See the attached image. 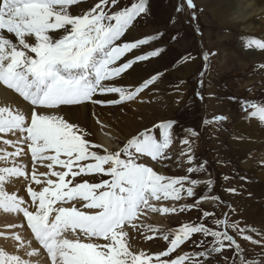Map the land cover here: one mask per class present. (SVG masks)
Wrapping results in <instances>:
<instances>
[{"label": "snow or ice", "instance_id": "6c2138e0", "mask_svg": "<svg viewBox=\"0 0 264 264\" xmlns=\"http://www.w3.org/2000/svg\"><path fill=\"white\" fill-rule=\"evenodd\" d=\"M79 2L80 0H0V82L9 89H14L34 106L32 120L27 127H24L23 116H17L10 110L6 115L4 110H0V131H3L5 125L25 131L29 141L37 149L51 153L48 158L56 161L55 166L66 170L64 177L54 174L57 181L63 179L67 183L66 177L69 175L82 174L111 177L110 180L91 186L90 191L79 197L88 202L89 207H96L100 211L85 228L93 238L104 241L103 244L92 245L97 253L106 259L112 257L114 264H154L155 261L160 264H169V261L171 264H185L182 257L162 259L169 257L177 249L172 247L171 240L170 247L157 254L155 260L142 259L144 253L137 255L131 252L127 243L116 233V226L125 215L132 212L145 193H152L157 197L163 194L165 198L172 200L181 199L182 191H186L188 197L195 195L193 187L185 189L184 184L187 182L195 186L199 181L189 180L187 176L165 177L157 174L151 167L137 162L145 156L152 160L170 158L166 150L172 143L171 129L174 122H161L151 128L145 127L143 131L127 139L121 151L98 155L91 149L99 145L87 139L88 131L64 114L72 111V106L89 102L93 105H115L133 100L156 82L158 76L151 75L135 88L106 83L120 78L134 70L139 62L147 61L149 57L158 54L152 51L133 55L123 63H118L127 53L149 42L148 39H139L117 43L138 17L148 13L147 0H139L125 7L119 6L120 0H99L94 7L81 15L70 14L69 8ZM187 6L195 8L193 0H187ZM179 10L178 8L177 11ZM253 43L264 50V42ZM109 94H118V98H99ZM197 96L203 99L200 93ZM245 104L249 109H254L252 117L259 116L264 121V106L254 102ZM37 106L59 109L60 114H38L35 110ZM214 119L221 121L225 117L217 116ZM192 135L195 136L196 133L192 132ZM182 144L188 145L189 141L184 139ZM122 156L125 158L122 159ZM85 161L91 162L82 163ZM188 163H193L192 156H188ZM105 165L109 167L105 168ZM203 167V164L199 167H188L187 172H198ZM73 168L77 170L74 172ZM206 183L211 189L212 181L208 180ZM84 186L89 187L87 182ZM97 189L102 190L103 195L98 196ZM228 191L235 193L236 189ZM207 198L219 199L218 196ZM203 199L205 197H200L194 205L182 206L179 211L198 207ZM176 211V208H172L167 213ZM210 215L214 213L203 212L204 217ZM224 228L226 229V223ZM188 229H194L193 234L199 233L213 239L218 234L203 224H184L172 233L173 239L177 236L182 238L183 232ZM239 231L243 240L256 243L251 236L245 234L248 229L240 228ZM221 232L227 240L217 243L215 253L220 254L227 247L233 253L231 264H264V253L259 256L255 253L246 255V250L234 236L226 230ZM211 254L207 257L210 258Z\"/></svg>", "mask_w": 264, "mask_h": 264}, {"label": "rangeland", "instance_id": "374dc122", "mask_svg": "<svg viewBox=\"0 0 264 264\" xmlns=\"http://www.w3.org/2000/svg\"><path fill=\"white\" fill-rule=\"evenodd\" d=\"M206 1L193 0L195 8H189L187 0H147L148 13L137 18L129 28L130 34L134 35L126 39V41L149 40L148 44L133 51L136 54H146L152 51L158 53L142 62L143 70L135 77L137 82L132 84L130 81L126 86L135 88L151 75H157L158 79L138 95L141 97L140 99L137 96V99L135 98L129 103L122 101L112 105L114 111L110 117H112L114 127L120 136L112 138L119 145L116 151L122 150L127 142L124 139H130L139 131H143L145 127L151 128L154 124L173 121L172 143L166 150L170 158L161 161L145 156L137 162L143 163L147 167L151 164L150 167L159 175L165 171L166 177L169 178L187 176L189 180L199 181L195 186L185 182L184 188L193 187L195 195L188 198L187 201H183L187 194L186 191H182L181 199L175 200L177 211L167 213L168 216L166 215L167 217L162 219L161 226L156 225L157 232L155 231L154 235H151L152 238L146 234V231H141V228L134 229L137 234L129 232L124 238L131 252L137 255L144 252L142 259L155 260L157 254L170 247L169 240H171L172 247L177 249L169 257H162V259L182 257L185 264H231L233 253L227 247L222 253H215L217 243L220 240L225 242L227 240V237L221 232L224 230L234 236L241 247L246 250V255L251 256L255 253L259 256L264 253V214L258 212V210L264 211V181L256 173L247 172L244 167L248 164L252 153L257 151L237 149L235 147V144L238 143H236V138L231 139L232 122L237 123L244 120L243 118L251 117L252 111H254V109H249L245 102H254L264 106V82H261L258 77L255 78L264 76V72H262L264 71V59L262 62L260 61L261 63L257 62V58L261 55L256 54L261 53H257L255 50H252L251 53L256 54H251L247 50L244 53L242 50V48H247V44L256 45L253 41L258 39V41L264 42V39L254 35L243 36L245 33L239 31L240 29L235 25L223 28L212 19L213 17L206 9ZM216 1L225 7L229 5L228 0ZM137 2L139 0H120L119 6H131L132 3ZM178 8L179 11H177ZM194 14L195 19H193ZM206 54L207 59L205 60ZM190 62L193 63L190 75L182 77L183 69ZM161 73L162 75H160ZM159 85H161L160 90L158 89ZM197 93H200L203 99H200ZM115 96H112L113 99L116 98ZM235 101H240V103ZM134 103L144 107L142 110H138L131 106ZM217 116L225 117L226 122L229 123L224 125L225 128L227 127L226 131H229L225 134L224 144L219 139H213L209 129L214 124V133L216 134L219 130L218 123L225 122L214 119ZM189 131L198 135V138H195L196 142L190 144V156L197 151L198 147L199 150L193 158V163H188L187 166L184 164L185 167L181 163L186 161L183 158L185 154L184 151L182 152L184 145L182 141L187 139L192 142L191 135L186 137V133ZM156 132L159 138V129ZM121 137L124 139L121 140ZM210 139L212 140L210 141ZM96 151L101 155L106 153L105 149ZM240 154L241 156H239ZM160 161L164 163L162 168L157 166ZM205 161L206 163H204ZM181 164L183 167L177 166ZM201 164L204 165L201 171L187 172L188 167H199ZM261 164L264 168V160ZM107 167L105 165V168ZM96 177L92 181L95 184H100L105 180V176L102 174H97ZM207 178L212 181L211 189L208 188L207 181H205ZM84 183L78 181L76 176H72L69 181L67 179L66 184L80 187L79 185H84ZM233 188L236 189L235 193L228 191ZM253 188L255 189L253 190ZM99 195H103V191H100ZM209 196H218L219 199L211 200L207 198ZM200 197H205V200H201L198 207L186 209L184 212L179 211L182 206L194 205ZM245 201H247L246 204ZM251 205H253V211ZM257 206L259 209L255 212ZM205 211L214 213V215L204 217L203 212ZM222 220H226V222ZM149 223L155 225L153 220H150ZM225 223L226 229L224 228ZM184 224L194 226L203 224L218 234L213 239L205 237L203 234H193L194 229H188L184 231L189 233L188 238L179 239L177 236L173 239L172 233ZM240 228L248 229L245 234L251 236L256 243L252 244L243 240ZM202 231L206 230L202 229ZM166 236L168 239H165ZM183 241L185 242L183 243ZM180 243L183 244L178 246ZM135 246H140L141 249L135 251L133 249ZM169 250L171 251V248ZM89 251L92 250L89 249ZM208 254H211L210 258L207 257ZM99 257L102 262L105 260V264H114L112 257L107 259L102 255ZM170 263L171 261H169ZM154 264H160V262L155 261Z\"/></svg>", "mask_w": 264, "mask_h": 264}, {"label": "bare ground", "instance_id": "6f19581e", "mask_svg": "<svg viewBox=\"0 0 264 264\" xmlns=\"http://www.w3.org/2000/svg\"><path fill=\"white\" fill-rule=\"evenodd\" d=\"M228 2L229 5L225 7L216 0L206 1V9L213 17L212 19L223 28H228V26L231 25L237 26L240 29L239 31L245 33H243V36L254 35L264 39V0H228ZM89 9L90 3L87 2L82 4L81 7L71 6L69 12L72 15H81ZM5 35L8 34L5 33ZM131 35L134 34L131 33L130 36ZM133 40L135 41V39ZM253 46L254 45L248 46L246 49L247 52L251 53V50H255L257 53H261L251 54L261 55L257 58V62H262L264 59V50L259 49L257 46ZM127 59L129 58L125 55V60ZM191 64L193 63L190 62L186 64L187 66L181 73L182 77L190 75L192 68ZM140 68L141 66L135 65L134 70H130L122 78L120 77L106 83L127 87L125 85L130 81L132 84L137 82L135 77ZM257 77L260 78L261 82H264V76H256L255 78ZM161 85H159V90L161 89ZM176 90L178 91L177 88ZM112 96L118 98V94L99 96V98L110 100L113 99ZM28 104V102H23L17 96L8 92L4 84L0 82V110H4L6 115L8 110H10L17 116H23L25 118L24 127H27L32 120L31 114L33 109L29 108ZM131 106L138 110H142L144 107L137 103ZM72 107V111L64 114L70 120L75 121L88 131V140L104 147L108 153H114V151L119 148L118 143L112 139L113 137H120L118 135V130L114 127L113 119L110 117L112 111H114L112 105H103L102 109L89 102L87 104ZM36 111L38 114L42 115L60 114L59 109ZM243 119L244 120H240L237 123L234 121L232 122L233 130L231 139L236 138V143H238L235 144V147L237 149L257 151L254 153L251 152L252 157L250 156L251 158H249V161L247 160L248 164L244 167L247 169V172L252 174L256 173L258 177L262 178L264 181V168L261 164L264 160V121L260 120L259 116H251ZM120 139L122 140L124 138L121 137ZM211 140L212 139H210V141ZM184 151L186 155L183 156V158L184 160L186 159V161L181 163L188 165V156H190L191 153L190 144L184 147ZM241 154L239 156H241ZM50 155L51 153L41 152L37 149L29 141L28 134L25 131L10 128L7 125L4 126L3 131H0V264H64L55 260L54 256L65 253L71 256V261L70 259L66 261L68 264H104L101 257H99L100 254L92 247L94 244H103L104 241L97 239L93 240V238L89 236L92 234L85 230L86 226L91 222V218L100 214L98 212L99 209L96 207H89L88 202L79 198L80 195L84 193L74 194L75 190L62 200L57 198V195L60 194V185L63 183V179L57 181L55 175L64 177L66 175V170L62 167H56V161L48 158ZM161 161L157 166L162 168L164 163ZM161 173L165 177L167 176L165 171ZM254 189L255 188H253V190ZM255 195L254 191V196ZM31 198H34L35 202V205H33L35 208L33 217H37V221L43 222L21 221V214L19 212L27 211V203L32 206L29 202ZM246 202L247 201L244 203L246 204ZM77 204L83 206L80 207L84 215L78 212L80 210L78 209L79 207L76 209ZM251 206V210H254L253 205ZM172 208H177L175 207V200L167 199L163 194L157 197L152 193H145L143 199L132 212L125 215L123 220L116 226V233L120 235L121 239L124 241V238L129 232L137 234V231L134 230L136 228H141V231L144 230L147 235L153 236L155 231L157 232V228L155 227L158 225L161 226L162 219H164L167 212ZM255 209V212H257L259 207L257 206ZM258 212L264 214V211L258 210ZM12 214L15 215L12 216ZM133 218L132 224L131 219ZM150 220H153L155 225L150 224ZM32 228L36 230H41L42 228L40 234H44L45 238L41 241L32 239L30 232ZM45 230L48 231V233L45 232ZM85 235H88V238H86ZM188 235L189 233L183 232L182 239L188 237ZM53 236H57L50 243V246L53 248L52 254H54L51 257L43 256L42 252L35 247L42 242L47 243V238ZM113 237L112 238L115 239V236ZM180 238L179 236V239ZM142 243L144 244V242ZM54 246L57 248L56 251ZM89 249L93 252H89ZM133 249L136 251L140 250L141 247L135 246ZM69 251H71V254H69Z\"/></svg>", "mask_w": 264, "mask_h": 264}]
</instances>
